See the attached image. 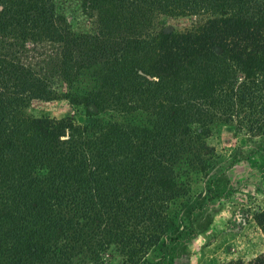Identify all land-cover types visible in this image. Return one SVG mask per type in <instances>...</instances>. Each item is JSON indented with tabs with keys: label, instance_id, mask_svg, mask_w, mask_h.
I'll list each match as a JSON object with an SVG mask.
<instances>
[{
	"label": "trees",
	"instance_id": "obj_1",
	"mask_svg": "<svg viewBox=\"0 0 264 264\" xmlns=\"http://www.w3.org/2000/svg\"><path fill=\"white\" fill-rule=\"evenodd\" d=\"M80 1L83 33L57 0H0V264H161L172 205L216 164L214 127L264 136V0ZM58 98L71 114L25 111Z\"/></svg>",
	"mask_w": 264,
	"mask_h": 264
},
{
	"label": "rangeland",
	"instance_id": "obj_2",
	"mask_svg": "<svg viewBox=\"0 0 264 264\" xmlns=\"http://www.w3.org/2000/svg\"><path fill=\"white\" fill-rule=\"evenodd\" d=\"M57 10L74 33L93 26L80 0H57ZM158 22L182 30L193 21L165 16ZM50 51L46 43L29 44L22 59L36 66ZM25 111L30 116L60 117L72 109L65 99H34ZM75 116L79 121L85 119ZM207 142L216 150V164L208 175L190 174L187 195L172 205L166 238L176 239L168 241L161 264H221L264 250V235L254 217L264 209V136L248 137L218 124ZM160 257L159 246L148 255L151 261ZM104 264H121L119 255L113 253Z\"/></svg>",
	"mask_w": 264,
	"mask_h": 264
}]
</instances>
